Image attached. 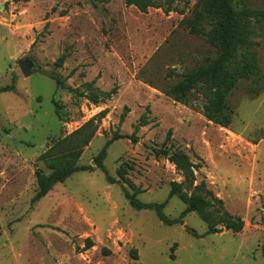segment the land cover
Returning <instances> with one entry per match:
<instances>
[{"label": "rangeland", "instance_id": "374dc122", "mask_svg": "<svg viewBox=\"0 0 264 264\" xmlns=\"http://www.w3.org/2000/svg\"><path fill=\"white\" fill-rule=\"evenodd\" d=\"M198 2L164 15L139 13L124 0L96 8L90 0H0V89L13 86L0 93V264H264V20L252 22L258 69L228 97L231 124L220 128L203 117L199 95L187 105L165 95L183 74L216 58L180 26ZM231 3L264 12V0ZM26 57L40 73L21 75L17 62ZM87 84L117 92L92 105L72 93ZM147 107L150 123L140 128L138 143L120 139L107 149L103 166L117 182L109 184L93 160L117 128L130 136ZM88 121L97 132L78 165L92 170L73 174L32 205L35 174L48 173L39 158ZM168 132L166 148L201 166L195 184L203 181L243 221L239 234L205 235L194 213L164 226L154 211L129 206L122 186L131 190L118 172L140 190L141 203L166 202L168 219L185 209L177 196L168 199L181 174L150 150L162 148Z\"/></svg>", "mask_w": 264, "mask_h": 264}, {"label": "trees", "instance_id": "16d2710c", "mask_svg": "<svg viewBox=\"0 0 264 264\" xmlns=\"http://www.w3.org/2000/svg\"><path fill=\"white\" fill-rule=\"evenodd\" d=\"M91 5L108 4L110 0H90ZM188 6L189 0H124L126 7H133L139 13L145 14L149 9H160L164 15L177 12V6ZM264 20V12L243 8L236 10L231 0H199L190 19L182 20L180 26L187 29L193 36L202 38L206 44L216 51V58L205 66L181 76V80L165 91V95L174 102L187 105L192 94L203 99V117L213 125L228 128L231 124L232 110L228 105V97L237 87L240 80L247 78L258 69L254 52L255 44L251 41L252 22ZM174 74L169 73L168 77ZM56 89L64 90L63 84L56 78H50ZM13 86L0 89V93L10 92ZM117 92L114 87L107 93L97 92L92 84L85 85V92H74L79 98H84L92 105L110 100ZM128 110L124 108L119 118L122 124ZM149 108L138 119L130 136H122L115 131L93 163L106 177L109 184H115L105 170L103 161L109 146L120 139H127L132 145L139 141L137 133L140 128L150 123ZM97 126L88 121L63 139L56 141L40 158L48 173L37 171L35 174L37 190L31 199L34 205L43 199L56 185L63 184L70 176L79 172H89L90 166L78 165L84 149L94 138ZM170 141L167 133L162 148H151L154 159H166L174 169L181 174V183H171L168 199L177 196L185 205V209L177 219L170 220L164 213L163 204H143L136 196L141 194L122 172L117 175L123 184L131 190L129 193L124 186L122 190L129 206L134 210L154 211L158 220L164 226H174L182 223V219L190 213L196 214L206 225L205 235H215L222 231L239 234L243 229V221L232 217L223 208V202L206 188L203 181L195 184V173L201 168L191 162L189 156L181 151L166 148ZM171 147V145H170ZM195 238L201 237L192 233Z\"/></svg>", "mask_w": 264, "mask_h": 264}, {"label": "water", "instance_id": "95a60500", "mask_svg": "<svg viewBox=\"0 0 264 264\" xmlns=\"http://www.w3.org/2000/svg\"><path fill=\"white\" fill-rule=\"evenodd\" d=\"M61 62L59 61L58 64ZM18 68L21 75L24 78H28L33 74L40 73V70L36 67L35 63L31 58H23L17 62Z\"/></svg>", "mask_w": 264, "mask_h": 264}]
</instances>
